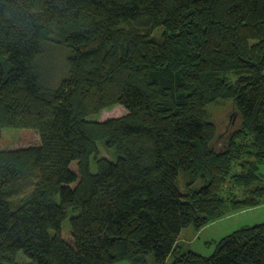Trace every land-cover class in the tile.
I'll return each mask as SVG.
<instances>
[{"label":"trees","instance_id":"obj_1","mask_svg":"<svg viewBox=\"0 0 264 264\" xmlns=\"http://www.w3.org/2000/svg\"><path fill=\"white\" fill-rule=\"evenodd\" d=\"M214 107L239 119L220 148ZM4 127L40 143L0 148V264H264V221L177 248L264 201V0H0Z\"/></svg>","mask_w":264,"mask_h":264},{"label":"rangeland","instance_id":"obj_2","mask_svg":"<svg viewBox=\"0 0 264 264\" xmlns=\"http://www.w3.org/2000/svg\"><path fill=\"white\" fill-rule=\"evenodd\" d=\"M45 67L52 69L56 72V66L63 62L64 57L62 55L57 56V53H51L50 57L47 56ZM54 67V69H53ZM64 64H62V68ZM53 76V74H52ZM54 78V77H53ZM126 112V109L122 105H114L108 108L102 109L99 114L92 115L93 120H103L111 116H119ZM217 112V113H216ZM231 109L226 111L218 110V107L211 109L210 114L213 120L218 126L217 138L215 147L220 148L224 145V141L232 130H234L239 122L237 116L232 117ZM40 138L37 130L32 128H17V127H4L1 130L0 148L1 149H13L17 147H25L34 144H39ZM98 154L107 157L111 161L117 159V153L114 147H107L104 140L97 142ZM89 167L92 172L96 170V165L93 156L89 159ZM259 173L264 176V162L258 164ZM186 178L181 174L178 178V183L182 191L186 192ZM197 184V183H196ZM195 184V185H196ZM228 193V189L224 187L223 195ZM236 196L242 197L240 190L235 191ZM74 214L72 210H69V216ZM264 221V201L260 204L251 207H242L239 209H231L209 220L199 229H194L192 226L185 227L177 240V248L181 251L192 250L198 254L209 256L213 253L216 247V243L224 236L233 232L234 230L245 226L253 225ZM69 223L68 217L62 221V227H67ZM21 261L25 260L24 257L19 258ZM171 256L167 258V262H170ZM148 264L153 263V256L149 254L147 256ZM109 264H129L126 261H118Z\"/></svg>","mask_w":264,"mask_h":264}]
</instances>
